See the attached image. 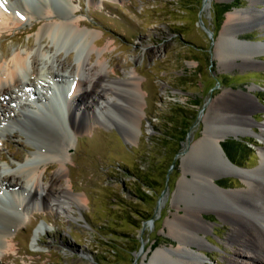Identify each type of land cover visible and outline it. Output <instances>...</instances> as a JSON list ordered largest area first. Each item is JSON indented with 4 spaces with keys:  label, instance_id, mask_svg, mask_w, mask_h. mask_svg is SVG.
Listing matches in <instances>:
<instances>
[{
    "label": "rangeland",
    "instance_id": "obj_1",
    "mask_svg": "<svg viewBox=\"0 0 264 264\" xmlns=\"http://www.w3.org/2000/svg\"><path fill=\"white\" fill-rule=\"evenodd\" d=\"M72 4L78 8L79 16L95 26L100 36L99 48L113 43L104 51L116 70L109 75L123 77L125 71H137L135 76L144 90L142 109L138 111L140 122L139 125L120 121L94 123L75 137L65 125L67 117L61 118L55 112L52 118H43L54 129L68 133L71 145L66 156L67 168L58 183L72 184V192L81 196L85 204L68 199L71 212L44 208L40 202L30 206L21 216L22 222L6 236L9 243L15 244L13 259L2 258V261L4 264H149L157 248H163L174 257L178 235L170 231L167 221L174 218L177 210L183 212L190 199L182 178L184 167L193 164V160L184 156L188 146L202 136L204 116L212 99L223 91H250L252 87L259 103L251 113L255 118L253 128L259 131L264 120V68L222 67L214 47L227 11L243 7L264 11V0L254 4H250V0H96L95 3L73 0ZM57 6V11L62 12ZM215 6L227 10L219 16ZM29 24L27 21L24 25ZM237 33L246 40L264 43V27L256 24L239 27ZM31 38L34 39L33 32L5 40L0 37V61L7 60L13 50L24 48ZM67 53L65 49L61 51V58ZM92 54V59H96L97 51ZM255 58L264 62V52ZM176 105L187 112L189 121L179 150L171 160L163 157L164 146L159 145L158 134L164 121L161 116L166 114L164 110ZM55 115L61 118L60 123L57 121L59 125L53 119ZM63 123L65 128L61 126ZM12 129L17 133L20 130L19 135L10 136L5 132L1 139L11 138L22 157L13 158L7 147L0 145V151L7 156L0 159V168L9 173L25 161L23 158L30 156L33 143L57 145L56 140L53 143L48 138L29 135L21 127H9ZM232 140L241 144L247 142L248 146L242 147ZM227 141L230 142L225 154L232 162L248 168L258 164L261 139L257 134L247 130L228 135L221 141L222 147ZM209 158H216V154ZM155 164L161 168L159 174L164 170L166 173L159 177L158 171H151L159 180L155 181L157 188L151 190L140 185L147 195L137 196L139 185L135 175ZM54 168L41 181L44 186ZM217 181L226 189L242 186L241 178L230 173ZM193 198L199 201L203 197ZM10 203L15 205L16 201L12 199ZM179 204L182 208L178 209ZM135 209L141 213H136ZM0 210L13 216L21 214L15 207ZM203 218L210 222L205 233L210 255L195 249L202 258L194 264H219L229 255L230 247L225 242L229 225L219 220L212 210L203 213ZM37 225L45 229L33 244V229ZM155 258L157 264H177L163 254Z\"/></svg>",
    "mask_w": 264,
    "mask_h": 264
},
{
    "label": "bare ground",
    "instance_id": "obj_2",
    "mask_svg": "<svg viewBox=\"0 0 264 264\" xmlns=\"http://www.w3.org/2000/svg\"><path fill=\"white\" fill-rule=\"evenodd\" d=\"M37 1L36 7L35 4L29 6L26 0H0V37L5 40L26 32L34 33V39L28 40L24 48L13 50L10 55L6 53L9 55L8 59L0 61V145H5L13 158L22 157L11 138L1 139V134L5 132L10 136L19 135L20 130L18 133L13 129L9 130L11 126L21 127L29 135L48 138L49 142L52 140L54 143L56 140L57 145L33 143L34 149L30 156L23 158L25 161L17 165L12 173L0 168L3 171L0 172V187L3 186L9 191L16 201L13 205L10 203L12 199L9 202L0 200V209L2 206L10 209L15 207L21 212L13 216L0 210V264H4L2 258L13 259L15 244L9 243L6 236L22 222V215L30 206L34 207L40 202L44 208L71 212L72 208L67 206L68 199L77 204H85L81 196L72 192V184L58 183L66 173V156L71 145L68 133L54 129L45 122V118L36 117L27 101L28 95L32 94L35 102L46 104L47 95L36 87L40 85L46 92L50 89L41 77L43 70L48 73V76L44 73V77L52 79L57 87L71 81L65 91L66 98L60 97L63 92L52 97L63 105L59 108L66 111L65 125L68 132H72L75 137L94 123L115 124L120 121L139 125L138 111L142 109L141 99H144V90L135 76L136 70L125 71L126 76L123 77L109 75V72L114 73L116 70L106 59L104 51L112 42H108L104 48L98 47L97 39L100 36L94 29L95 26L76 13L78 8L72 4L73 0H57L59 4L56 1ZM260 1L262 0H250V4ZM89 2L95 3L96 0ZM55 5L58 8L60 6L62 12H58ZM27 21L30 24L25 26ZM249 24L264 27V11L243 7L226 12L214 44L215 55L220 59L222 67L242 65L264 68V62L255 58L264 52V43L246 40L237 33L239 27ZM236 39L240 41L237 42ZM64 49L69 53L61 58V51L64 52ZM94 51H97V57L93 60ZM23 87L27 88V92L23 91ZM252 89L250 87V91H223L220 96L212 99L204 116L205 128L202 136L188 146L184 156L193 160V164L184 167L182 178L188 195H191L190 199L183 207V212L177 210L174 218L167 221L170 231L178 235L175 256L163 248H157L149 264H157L155 257L158 254H163L177 264H194L195 260L202 258L195 249L209 256L205 233L210 222L203 218V213L209 210L229 225V232L225 237V242L230 247L227 250L229 255L222 262H218L219 264H264V120L260 123L259 131L253 128L255 118L251 113L258 108L259 103ZM36 113H53V108L46 106L43 110L38 109ZM58 118L55 115L54 120ZM61 126L65 128L64 123ZM247 130L261 139V144L258 145L259 161L254 167L241 168L225 154L221 141L228 135L241 134ZM213 154H216V158L210 160L209 157ZM6 157L0 151V159ZM53 168L54 171L44 186L42 180ZM229 173L241 178V187L226 189L218 183L220 177ZM195 196L203 198L198 201L193 198ZM177 208L182 206L179 204ZM73 218L78 220V217ZM44 229L42 225L35 227L33 244L37 243L39 234ZM10 239L13 241V234Z\"/></svg>",
    "mask_w": 264,
    "mask_h": 264
},
{
    "label": "trees",
    "instance_id": "obj_3",
    "mask_svg": "<svg viewBox=\"0 0 264 264\" xmlns=\"http://www.w3.org/2000/svg\"><path fill=\"white\" fill-rule=\"evenodd\" d=\"M215 8V11L218 13L219 16H221L227 10L226 8L218 9L216 6ZM179 107L180 106L176 105L171 107L170 110H164L166 114L164 116H161L164 121L162 123V127L159 128L160 133L158 134L159 145L161 147L164 146L163 157H169V159L171 160H173L174 155L178 152L183 135L185 134V131L188 128L187 121L189 120L186 116L187 112L185 110H180ZM229 142L230 141H227L226 144H223V148L227 154ZM231 142L237 143L240 146L242 145V147L243 145L248 146L247 142H243L242 144L235 140H232ZM147 169L145 171H141L140 175H135L137 184L139 185L136 195L139 197L147 195V192H145V190H141L140 185L149 187L151 190H155L157 188L158 184L157 182L155 184V181L159 180L154 178V176L150 173L151 171H158L157 175H159V177H163L166 173L164 170L162 174H159L161 168H159L156 164L153 167ZM134 211L139 214L141 213L136 209Z\"/></svg>",
    "mask_w": 264,
    "mask_h": 264
}]
</instances>
